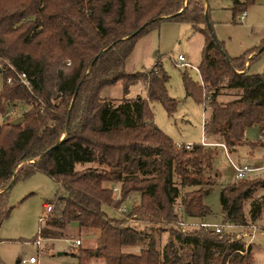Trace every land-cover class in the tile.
I'll return each mask as SVG.
<instances>
[{
	"label": "trees",
	"instance_id": "16d2710c",
	"mask_svg": "<svg viewBox=\"0 0 264 264\" xmlns=\"http://www.w3.org/2000/svg\"><path fill=\"white\" fill-rule=\"evenodd\" d=\"M254 1L233 0V10ZM162 20L189 22L203 35L201 82L185 72L182 81L186 95L208 104L204 133L218 134L229 152L247 145L254 153L260 142H246L249 127H258L264 141V68H246L264 50V38L230 56L214 35L205 0H0V225L12 209L11 187L39 171L58 184L53 219L76 221L80 232L96 236L93 246H77L78 264H254L251 243L224 227H253L264 209V197L256 196L264 176L222 186L219 232L187 225L211 214L204 196L216 183L214 150L201 143L186 149L154 123L152 101L168 114L177 104L159 62L143 72L125 70L137 38ZM117 82L122 98L100 96ZM137 83L145 96L128 97ZM19 108L21 120L13 122ZM134 194L138 202L117 212ZM129 220L168 224L167 241L158 248L154 232ZM140 239L146 246L139 253L122 250Z\"/></svg>",
	"mask_w": 264,
	"mask_h": 264
},
{
	"label": "rangeland",
	"instance_id": "374dc122",
	"mask_svg": "<svg viewBox=\"0 0 264 264\" xmlns=\"http://www.w3.org/2000/svg\"><path fill=\"white\" fill-rule=\"evenodd\" d=\"M243 2L244 0H240ZM209 9V21L216 38L222 42L226 52L230 56H239L247 50L262 45L264 38V0H255L246 5V17L239 19L240 10L234 12L233 0H205ZM203 35L189 22L162 20L147 33L139 36L133 50L125 61V70L136 73L150 69L159 62L168 75L166 84L167 93L177 102L173 113L168 114L160 102L152 101L154 123L176 144L201 143L202 137L211 143H220L221 140L212 135H206L203 123L209 116V107L197 102L193 97L186 95L182 73L185 72L194 82L200 84L201 79L197 66L201 58L203 47ZM182 55L188 66L177 63V56ZM252 55V54H251ZM248 72L260 73L264 68V50L249 64ZM136 95L145 96V89L141 83L130 87L128 97ZM100 96L107 99H120L124 96L120 82L106 86L100 91ZM230 97L221 96L220 100H228ZM22 110L19 108L12 116L13 122L21 120ZM5 120L0 113V122ZM258 127L246 129V139L254 140ZM214 150L212 161L213 174L216 183L208 194L204 196V203L210 208L211 214L194 218L190 224H217L222 221L220 207V190L222 186L234 180L232 162L247 163L255 166L264 163V145L257 147L253 154L245 145L237 151H230L228 155L224 149L216 144L211 146ZM94 166L92 163H77L76 168ZM253 176H264V169L253 173ZM58 184L43 172H35L28 177L18 179L11 187L8 195V205L12 207L9 216L0 225V264H16V260L27 259L36 256L39 264H78L73 253L78 249L74 246L76 239L82 241L80 246L91 247L95 244V235L84 234L79 231L76 221L63 223L59 219H53V214L48 220L39 223L38 218L45 216L44 202L51 201ZM264 197V188L260 189L256 196ZM139 195L124 202L130 207L132 202H138ZM246 205V212H247ZM110 216H118V213L110 207L103 206ZM128 225L147 233L154 232L158 248H161L168 238V224L142 223L129 220ZM162 230H159L158 227ZM186 227V225H185ZM184 227V228H185ZM47 229L50 238H42L41 248H37L32 241ZM154 229V231H153ZM226 231L247 232L253 236H245V240L252 245L251 251L254 264H264V209L260 218L250 229H240L234 226H225ZM146 246V240L140 239L134 246H125L124 252L137 254ZM60 253V254H59ZM98 264V263H91Z\"/></svg>",
	"mask_w": 264,
	"mask_h": 264
},
{
	"label": "built area",
	"instance_id": "2783aa9c",
	"mask_svg": "<svg viewBox=\"0 0 264 264\" xmlns=\"http://www.w3.org/2000/svg\"><path fill=\"white\" fill-rule=\"evenodd\" d=\"M246 16V12L245 11H242L239 15V19L242 20L244 19V17ZM177 63L179 65H183L184 67L188 66V64L185 62V58L182 56V55H178L177 56ZM19 79L23 82V83H26L25 82V75L24 74H21L19 75ZM10 80L8 79V82ZM201 144L203 145H208V146H212V145H220L224 151L226 152V154L228 155L229 151L228 149L226 148V146L224 145V143H211V142H208L206 141V138L203 136L202 137V141H201ZM193 146V144H185V148L186 149H191ZM232 167L234 169V179L235 180H239V179H242V178H245L247 176H251L253 175V173L255 172H258V171H261L264 169V165L263 166H253V165H250V164H247V163H235V162H232ZM115 190L117 191V188H115ZM43 208H44V211H45V216H41L39 218V221H45V220H48L50 218V216L53 214L54 212V205L52 202H44L43 204ZM127 206L123 203L118 209H117V212H124L127 210ZM205 227L207 226H210V225H213L215 227V230L217 232L220 231V225H217V224H201ZM181 230L184 231V225L180 224L179 225ZM254 232L251 233V234H248L247 232H239L236 234V237H239V236H253ZM41 242H42V237L41 235H38L37 238L32 241V243L37 246V247H41ZM80 240L79 239H76L75 242H74V246H78L80 245ZM21 264H39L38 262V258L36 256H30L28 257L27 259H21Z\"/></svg>",
	"mask_w": 264,
	"mask_h": 264
},
{
	"label": "crops",
	"instance_id": "0c3cea01",
	"mask_svg": "<svg viewBox=\"0 0 264 264\" xmlns=\"http://www.w3.org/2000/svg\"><path fill=\"white\" fill-rule=\"evenodd\" d=\"M246 12V11H245ZM246 17V16H245ZM244 17V18H245ZM258 50L259 49H257V50H255L253 53H252V55H254V54H256L257 52H258ZM247 63H248V61L246 60V62H245V65L247 66ZM247 68V67H246ZM256 138L254 139V140H249V139H246V142L247 141H259L260 142V145L259 146H262V145H264V141L262 140V138H261V136H260V132H259V128L257 129V132H256ZM212 136H214V137H217V138H219L220 139V136L218 135V134H213ZM221 143V142H220ZM258 146V147H259ZM245 146H243L242 148H244ZM264 165V163H259V164H256L255 166H263ZM133 197V196H132ZM44 204V203H43ZM41 217V216H40ZM39 217V218H40ZM39 218H38V221H39ZM41 222H43V221H41ZM40 221H39V223H41ZM63 222V221H62ZM64 223V222H63ZM207 224H211V223H207ZM42 233V232H41ZM40 232H39V229H38V235H41V237L42 238H45V239H48L49 240V238H50V231L49 230H45L44 231V233L43 234H41ZM1 240H3V239H0V241ZM35 240V239H34ZM33 240V241H34ZM81 241V240H80ZM81 243H82V241L80 242V245H81ZM79 246V245H78ZM37 247V246H36ZM77 247V246H76ZM37 248H41V247H37ZM60 254V253H59Z\"/></svg>",
	"mask_w": 264,
	"mask_h": 264
}]
</instances>
